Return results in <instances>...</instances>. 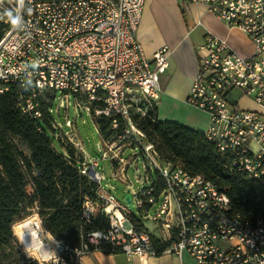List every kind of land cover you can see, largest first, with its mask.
I'll use <instances>...</instances> for the list:
<instances>
[{
	"label": "built area",
	"instance_id": "built-area-1",
	"mask_svg": "<svg viewBox=\"0 0 264 264\" xmlns=\"http://www.w3.org/2000/svg\"><path fill=\"white\" fill-rule=\"evenodd\" d=\"M202 1L228 28L242 31L253 50L242 56L224 39L206 32L194 47L198 69L186 101L208 115L204 134L224 157L225 171L243 173L264 187V0ZM144 4L145 0H24L18 7V0H0V21L5 24L0 38V95L14 94L20 113L34 122L47 108L53 132L75 130L67 114L64 127L54 121L52 104L58 92L59 106L66 108L72 99L75 112L83 109L91 117L108 118L112 128L122 121L134 129L131 111L144 115L156 105L170 54L166 46L151 57L144 54L137 38ZM7 9L23 16L18 28L9 24ZM199 25L198 21L195 26ZM229 95L245 98L259 109L229 102ZM99 101L103 105L94 106ZM134 130L146 172L139 175L142 189L127 185L138 214L105 190L104 177L93 169L95 198H84L81 217L93 225L101 211L106 225L86 232L77 247L46 230L39 260L84 264L85 254L108 246L127 258L172 254L180 264H264V220L246 221L231 210L228 198L214 184L189 174L180 164L161 163L154 145ZM128 131L125 127L123 134ZM103 144L108 150L101 158L110 152L121 171L115 174L126 182L123 173L131 157L125 160L112 143ZM136 156L140 157L132 160ZM144 159L150 163L149 172ZM152 168L161 186L153 182ZM80 173L85 176L86 169ZM163 243L168 246L159 252L157 245Z\"/></svg>",
	"mask_w": 264,
	"mask_h": 264
},
{
	"label": "trees",
	"instance_id": "trees-1",
	"mask_svg": "<svg viewBox=\"0 0 264 264\" xmlns=\"http://www.w3.org/2000/svg\"><path fill=\"white\" fill-rule=\"evenodd\" d=\"M4 27L0 21V38ZM96 105L101 107L103 102H95ZM46 109L42 110V119L34 122L20 113L14 94L0 95V264H17L12 254L11 226L29 205L38 204L44 228L71 247L79 246L86 232L106 225L105 217L93 225L84 223L81 203L85 197L95 198L97 184L80 173L73 148L56 152L45 130H53L52 117ZM131 122L146 142L154 145L161 163L180 164L189 174L200 175L214 184L228 198L231 210L246 221L264 220V187L243 173L228 174L224 157L204 133L175 122L158 121L156 105L148 107L144 115L132 110ZM95 123L102 143L121 139L124 128L129 126L120 121L112 128L105 117L95 118ZM14 140L26 147L27 155ZM119 142L118 146L122 145L123 139ZM152 180L161 186L156 171ZM166 246L168 243L157 245L158 251ZM99 250L106 254L119 253L108 246Z\"/></svg>",
	"mask_w": 264,
	"mask_h": 264
},
{
	"label": "crops",
	"instance_id": "crops-1",
	"mask_svg": "<svg viewBox=\"0 0 264 264\" xmlns=\"http://www.w3.org/2000/svg\"><path fill=\"white\" fill-rule=\"evenodd\" d=\"M198 21L200 25L195 26ZM206 32L224 39L242 56L252 53L253 45L249 38L242 31L230 29L218 20L202 0H145L137 29L142 50L147 57L163 46L170 51L168 68L159 80L158 121L175 122L202 133L206 131L208 115L186 101L198 69L194 47L202 43ZM120 148L116 147L115 151ZM82 261L84 264H180L172 254L140 259L137 256L127 258L121 253L106 254L100 250L85 254Z\"/></svg>",
	"mask_w": 264,
	"mask_h": 264
},
{
	"label": "rangeland",
	"instance_id": "rangeland-1",
	"mask_svg": "<svg viewBox=\"0 0 264 264\" xmlns=\"http://www.w3.org/2000/svg\"><path fill=\"white\" fill-rule=\"evenodd\" d=\"M236 95H229V102H239L240 106L249 110L259 109L255 104L246 100L245 98L238 99V96ZM60 97L61 94L59 92L56 93L55 100L52 104V114L54 121L57 125L64 127V117L67 114L68 119L74 123L75 130L73 132H53V130L51 129H45L48 136H50L52 141L54 142L56 152H64V148L66 147L73 148V158L81 166V169H86L85 177H87L91 182H94L93 177L91 176L89 171L92 168V170L94 169L95 171L99 172L104 177V180L101 181L102 187L105 190H110L114 197L120 203H124L133 215H137L138 211L133 202L132 190L129 189L127 185L131 184L133 190L142 189L144 187V183L142 179L139 178V175L143 177L146 172L143 168L141 152H139V144L134 139L136 132L134 130L135 128L132 129L127 126V129L129 130L128 133L124 134L121 139H116L114 142H112V145L116 149V147H118V144L120 143L119 141L123 139V142L121 143L122 145H120L121 148L117 152H119L125 160H128L129 157H131V159L129 160L131 164H129V166L125 168L123 173L124 177L126 178V182H124L119 179L115 174V172L120 173L121 171L117 162L109 158L111 153L107 152L108 158H101V153L103 151H107L108 149L100 139L95 123V117H91V115L83 109H80L75 112L72 99H70V103L66 108L63 106H59ZM13 143L24 154H28V151L23 144L19 143L17 140H14ZM77 143H80L81 146H78ZM81 147H83L88 154H85ZM137 154L140 155V157L136 156L137 160H132V158L135 157V155ZM96 160L98 161V165L94 166ZM144 164L146 166V170L149 172L148 167L150 166V163L146 159H144ZM151 175L155 178L154 168H152ZM127 195H129L130 201H132L130 206L125 202V197ZM30 197L31 195L29 194L27 201H29ZM38 211V204L29 205V207L26 209V211H24L22 216L18 220H16L11 226L13 241L12 254L13 259L17 261V264H31L32 262H35V264H54L53 261H40L38 251L31 250L28 252V250L21 243L18 233L16 232V226L19 223L34 218L40 227L42 237H47V235H45L46 229L42 224V219L40 218ZM102 217H105V215L101 213V211H99V213H97V218L102 220ZM39 222L41 223V225L39 224ZM146 226L149 228L150 231L152 230V232H155L153 230L152 223L149 224L148 222H146Z\"/></svg>",
	"mask_w": 264,
	"mask_h": 264
},
{
	"label": "bare ground",
	"instance_id": "bare-ground-1",
	"mask_svg": "<svg viewBox=\"0 0 264 264\" xmlns=\"http://www.w3.org/2000/svg\"><path fill=\"white\" fill-rule=\"evenodd\" d=\"M39 224L41 225L40 222ZM16 232L18 233L21 243L28 250V252L31 250L42 252L41 246L44 245L43 237L40 231V227L34 218L19 223L16 226ZM43 249L46 250L47 247H43ZM50 249L51 251H53L51 247Z\"/></svg>",
	"mask_w": 264,
	"mask_h": 264
},
{
	"label": "clouds",
	"instance_id": "clouds-1",
	"mask_svg": "<svg viewBox=\"0 0 264 264\" xmlns=\"http://www.w3.org/2000/svg\"><path fill=\"white\" fill-rule=\"evenodd\" d=\"M23 4H24V0H18V5H17L18 7L23 6ZM29 11H31V9H29ZM6 15H7V18H8V21L11 27L18 28L23 20V16L16 13L13 9H7Z\"/></svg>",
	"mask_w": 264,
	"mask_h": 264
},
{
	"label": "water",
	"instance_id": "water-1",
	"mask_svg": "<svg viewBox=\"0 0 264 264\" xmlns=\"http://www.w3.org/2000/svg\"><path fill=\"white\" fill-rule=\"evenodd\" d=\"M89 172H90L91 176H93V170H90ZM125 202H126L128 205H130V197H129V195H127V196L125 197Z\"/></svg>",
	"mask_w": 264,
	"mask_h": 264
}]
</instances>
